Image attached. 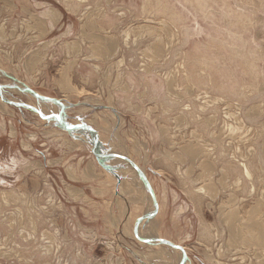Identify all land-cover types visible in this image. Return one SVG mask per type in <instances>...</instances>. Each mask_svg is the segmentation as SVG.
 <instances>
[{
  "label": "rangeland",
  "instance_id": "obj_1",
  "mask_svg": "<svg viewBox=\"0 0 264 264\" xmlns=\"http://www.w3.org/2000/svg\"><path fill=\"white\" fill-rule=\"evenodd\" d=\"M39 2L62 15L48 37L21 23L0 37V264L183 257L137 240L138 219L185 264H264V0ZM88 16L93 41L75 37ZM75 41L81 64L105 48L93 74ZM55 115L101 133L96 153L128 157L160 209L127 162L97 160L95 135Z\"/></svg>",
  "mask_w": 264,
  "mask_h": 264
},
{
  "label": "crops",
  "instance_id": "obj_2",
  "mask_svg": "<svg viewBox=\"0 0 264 264\" xmlns=\"http://www.w3.org/2000/svg\"><path fill=\"white\" fill-rule=\"evenodd\" d=\"M71 8V7H70ZM72 11L75 12L74 8H71ZM72 15V14H70ZM76 14L73 13V16H75ZM62 17L57 15L56 12H53V10H47L45 7L44 3H40L39 0L35 1V0H0V22L2 24V22L7 21V28H1L0 27V37L3 35L6 36H11V37H15L16 33L14 31V26H17L18 23H21L22 27V33L24 36H35L36 38L39 37L40 38H44V37H48V35L54 30V28L56 27L57 22L59 21V19ZM99 20V19H98ZM88 22L85 23L86 24V28L85 29H80L78 33H75V37L79 38V34L80 37H82L84 40L86 41H90V40H94L95 38L97 39V35L94 33V28H92L90 23V16H88ZM110 22V20H109ZM16 24V25H15ZM100 29V28H99ZM69 31H66L64 35L68 36ZM74 34V33H73ZM64 35H61V37H63ZM61 37H59L60 39H62ZM58 38V39H59ZM66 38V37H65ZM100 43V42H99ZM98 43V45H99ZM80 42L75 41V47L73 48V50H71L72 53V57L70 54V57L75 61L77 59L78 62V68L82 69V70H89L90 75L93 74L92 70L90 71V54L91 57L95 56V55H99V56H104V52L106 51L105 48H102L101 46H95L92 45L91 48L88 47V49L86 48V52L88 53L87 58L83 59V63L85 64H81V60L79 62L78 57L76 56V53L79 54L80 52ZM66 47V43H60V45L57 46L55 51H58V53L60 55H62V53L64 51V48ZM76 56V57H75ZM96 57V56H95ZM28 66H30V60L26 59ZM70 61V60H69ZM66 65L63 66L61 65L60 67V73L62 76L61 77V81H62V90L68 92L69 90V81H65L66 79H68L66 76L69 75V69H70V64H68L67 62L65 63ZM36 66V65H35ZM34 66V69L37 68ZM95 67L96 66H92ZM33 69V70H34ZM64 81V83H63ZM123 96H125V98L128 100L132 97V93L124 91L122 92ZM125 100L127 103L129 101ZM108 121H105V123L102 125V131H105V127H107ZM108 126H110V124H108ZM100 131V130H99ZM99 139L102 137V134L99 133ZM189 152V151H188ZM189 157L191 153H188ZM191 158V157H190ZM90 182L94 181V177L93 174H90ZM110 182V181H109ZM111 183V182H110ZM92 189H96L93 188ZM109 189H111V187H109L108 189H105V191H108ZM106 193V192H104ZM107 194V193H106ZM121 199V198H120ZM131 202H129L127 199H125V201L123 200V205L128 208L130 207ZM158 203V201H157ZM132 204V203H131ZM122 203H120V206L123 208ZM158 209H160V206L158 204ZM129 212V211H128ZM161 252L159 253H153L154 257L152 258V264H172V257L169 256L170 253H166L162 250H160ZM151 255V254H150ZM176 260H179V258L176 256L175 258V262ZM174 262V264H175ZM187 264V263H186Z\"/></svg>",
  "mask_w": 264,
  "mask_h": 264
},
{
  "label": "water",
  "instance_id": "obj_3",
  "mask_svg": "<svg viewBox=\"0 0 264 264\" xmlns=\"http://www.w3.org/2000/svg\"><path fill=\"white\" fill-rule=\"evenodd\" d=\"M32 93L35 94L34 92H32ZM35 96H37L38 98H43L42 96H38L37 94H35ZM43 99H46V98H43ZM60 105L62 106V104H60ZM53 117H55L57 119V121L59 122V124L61 126H63L65 129L84 128V129L88 130L90 133H93L95 135V141H94L93 146H92V153L91 154H93L97 160H99L100 158H102V159L103 158H115V159H119V160H123V161L127 162L129 164V166H131L136 171V173H138L141 176V178H143V180L146 182L147 188H148V190L150 192V195H151L153 201L155 202L154 204L156 206V211H157L158 205L156 204V200H155V198L153 196V193L151 191V187H150V184H149L148 180L145 178L144 174L137 168V166H135V164L128 157L122 156L120 154H109V153L108 154L107 153H105V154H103V153L102 154H99V153H96L97 148H98L99 141H98V134H97V132L93 128H89V127H86L84 125L82 126V124H78V125H75V126H71L69 128V126H67L63 122V120H62V118H61L60 115H55ZM151 216L152 215L146 216V218L147 219H151ZM139 223H140V220L138 219V221H137V223L135 225V228L133 230L134 231V235H135V237H136L137 240H139L140 242H142L144 244H151V243H154V242H159V243H162V244H164V245H166L168 247H171V248H174V249H178V250H180L182 252L181 255L183 256L181 258L179 264H185V262L187 260V257L185 255L186 253H185L184 249L181 246L175 245V244H172V243H168L166 240H162V239H155V238L142 239V238H140L138 236L137 231H136V230H138L137 228H138Z\"/></svg>",
  "mask_w": 264,
  "mask_h": 264
},
{
  "label": "bare ground",
  "instance_id": "obj_4",
  "mask_svg": "<svg viewBox=\"0 0 264 264\" xmlns=\"http://www.w3.org/2000/svg\"><path fill=\"white\" fill-rule=\"evenodd\" d=\"M82 4V3H81ZM189 71V70H188ZM212 80V79H211ZM214 83V82H213ZM225 89V88H224ZM224 91V90H223ZM230 91V90H229ZM110 128V127H109ZM96 131V130H95ZM98 134V133H97ZM98 140H99V135H98ZM119 161V159H117ZM247 177L250 176L249 172L247 170H245V173H244ZM156 198V197H155ZM157 202V201H156ZM157 204V203H156ZM158 205V204H157ZM139 236V235H138ZM140 237V236H139ZM141 238V237H140ZM155 239H160V238H155ZM235 248V247H234ZM182 257V256H181ZM181 260V258H180ZM179 260V262H180ZM178 262V264H179ZM177 263V262H176Z\"/></svg>",
  "mask_w": 264,
  "mask_h": 264
}]
</instances>
